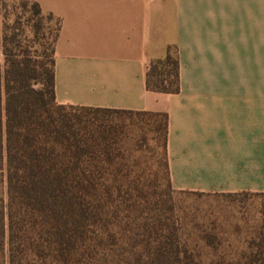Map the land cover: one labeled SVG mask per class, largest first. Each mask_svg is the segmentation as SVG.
I'll use <instances>...</instances> for the list:
<instances>
[{
  "label": "crops",
  "instance_id": "1",
  "mask_svg": "<svg viewBox=\"0 0 264 264\" xmlns=\"http://www.w3.org/2000/svg\"><path fill=\"white\" fill-rule=\"evenodd\" d=\"M41 4V3H40ZM62 104L168 114L178 191L264 192V0H54ZM179 53L180 89L146 86Z\"/></svg>",
  "mask_w": 264,
  "mask_h": 264
},
{
  "label": "trees",
  "instance_id": "2",
  "mask_svg": "<svg viewBox=\"0 0 264 264\" xmlns=\"http://www.w3.org/2000/svg\"><path fill=\"white\" fill-rule=\"evenodd\" d=\"M32 7L43 16L40 2L33 1ZM2 8L0 0V51L5 56V63L0 61V264H94L91 258L108 239L107 231L98 227L100 214L111 209L102 203V190L113 194L110 189L118 179L114 176L113 183L109 179L124 166L111 158L120 148L112 141L113 129L88 113L155 112L59 103L55 44L60 27L51 52L33 55L18 33L2 32ZM179 71L178 48L169 46L164 57L151 60L147 89L179 91ZM156 114L166 119L170 187L179 193L197 192L173 188L168 114ZM239 193L264 194H230ZM259 233L256 255L217 264H264V226ZM174 246L178 245L164 244L159 253L170 257Z\"/></svg>",
  "mask_w": 264,
  "mask_h": 264
},
{
  "label": "rangeland",
  "instance_id": "3",
  "mask_svg": "<svg viewBox=\"0 0 264 264\" xmlns=\"http://www.w3.org/2000/svg\"><path fill=\"white\" fill-rule=\"evenodd\" d=\"M33 1L47 6L54 0H2V32L18 33L24 47L43 56L51 52L61 18L44 11L38 16ZM0 61L5 63L2 51ZM88 115L113 129L112 141L120 148L111 158L124 166L109 179L110 183L114 176L118 179L116 188L110 189L113 194L102 190V203L111 209L100 214L98 227L107 231L108 239L90 263L217 264L257 254L264 194L174 192L166 164L163 114ZM164 244L178 245L170 257L159 253Z\"/></svg>",
  "mask_w": 264,
  "mask_h": 264
}]
</instances>
